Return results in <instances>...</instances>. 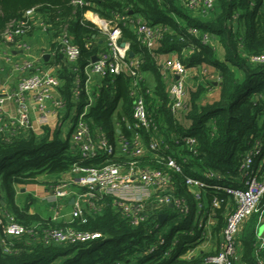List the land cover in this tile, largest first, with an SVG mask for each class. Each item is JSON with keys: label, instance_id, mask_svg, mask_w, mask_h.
<instances>
[{"label": "trees", "instance_id": "1", "mask_svg": "<svg viewBox=\"0 0 264 264\" xmlns=\"http://www.w3.org/2000/svg\"><path fill=\"white\" fill-rule=\"evenodd\" d=\"M91 6L79 7L72 0H0V46L7 45L2 32L12 19L20 18L31 7L36 12H45L51 32L50 50L53 63L57 65L56 76L61 80L60 93L63 106L58 123L49 128L42 126V132L35 133L30 128L21 131L0 133V264H50L59 259V264H130V256L149 242L154 236L147 235V223L132 226L126 218L112 206L111 199L104 197L98 212L87 210L82 216L71 219L68 224L55 223L42 219L39 214L29 212L28 207L20 208L14 201L12 184L35 182L37 174H63L76 163L83 166H99L106 161L124 162L127 160L119 152L111 155L100 154L95 158L81 160L79 153L70 143V132L62 136L61 123L72 112L83 110L87 95L82 89L77 100L73 87L79 80L83 88L86 74L84 68L92 56L105 49L102 34L94 24L83 17L87 9H93L101 17L111 18L117 14L124 18L119 22L120 41L127 42L129 50L138 58L140 88L143 93L148 118V128H139L142 142L147 144L150 138L158 137L162 142L154 154L138 157L142 164L153 168H165L158 162L160 157L171 155L182 164V174H172L180 194L190 198L183 184V175L202 177L205 170L220 174L225 183L238 185L240 164L247 153L258 142L262 147L264 140V63L253 64L248 55L264 52V0H215L213 8L203 18L191 16L186 7L188 0H90ZM182 2V4H180ZM171 14L182 19V25L174 22ZM138 20L159 31V38L152 47H148L135 32ZM134 27V29H132ZM194 27L198 33L208 32L222 45L224 56L219 60L214 48L202 44L199 34L188 33ZM18 36L16 39L26 37ZM62 30H66L79 49V57L74 64L67 62L59 51L57 39ZM102 37V38H101ZM102 39V42H99ZM190 53L183 55L184 50ZM174 52L185 67L200 69L211 67L217 73L219 96L212 102L198 103L207 91L199 84L194 90H188L186 105L177 114L170 110V98L165 90L162 78L161 56ZM64 56V57H63ZM235 69L241 71L239 78ZM150 74V84L144 74ZM132 79L125 74H106L100 77L99 85L91 89L92 103L85 115L92 130L100 128L106 138L116 144L118 137L131 140L133 132L126 127L131 123L132 98L129 95ZM213 86V82H209ZM150 92H145L147 88ZM123 118L125 120H123ZM120 133H118V131ZM195 136L197 153L192 154L186 146H181L182 135ZM165 145H167L165 147ZM263 154V148L261 149ZM254 157V164L257 158ZM185 159V163H182ZM209 195V190L207 191ZM1 200L3 201L1 203ZM264 205L261 198L257 211ZM172 215L171 208L162 207L151 214L159 223L158 214ZM256 211V212H257ZM217 223L213 229V238L224 223L222 208L217 211ZM255 212V213H256ZM6 214H10L20 224L41 227L72 226L81 230L97 231L100 238L88 243H44L39 235L23 234L17 237L3 236ZM253 217V214L249 220ZM245 222V226L246 223ZM243 226L239 237V260L234 264L264 263V250L254 254L256 231ZM4 238V241L2 239ZM179 246L186 239L180 235ZM6 248V250H5ZM211 251H213L211 249ZM147 256L142 258L144 261ZM154 258V257H152ZM155 259H157L155 257ZM141 261V262H142ZM193 261L175 262L173 256L157 264H192Z\"/></svg>", "mask_w": 264, "mask_h": 264}, {"label": "built area", "instance_id": "2", "mask_svg": "<svg viewBox=\"0 0 264 264\" xmlns=\"http://www.w3.org/2000/svg\"><path fill=\"white\" fill-rule=\"evenodd\" d=\"M215 0H188L186 7L198 9L200 14L208 13ZM72 4L79 7L91 6L90 0H72ZM36 14V8L26 9L20 18L10 20L2 32L4 43H19L16 39L23 36L31 27V20ZM87 18L104 35L106 47L100 51L95 61L85 66L86 80L83 88L79 80L73 87V95L78 99L83 89L87 95V102L83 110L78 114L72 112L68 120L72 121L70 128V143L76 149L81 160L93 159L100 154L111 155L119 152L127 158L124 162H108L105 160L99 166H83L74 163L70 172H79L75 180L76 184L84 188L74 200L71 219L80 217L84 213L85 203L89 210L98 212L104 197L111 199L112 206L117 209L132 226L147 223V235L154 238L135 251L130 256V264L139 259L146 258L141 264H157L161 260L170 259L173 256L175 262L193 261L192 264H234L239 260L237 253L238 234L244 223L258 208L261 198L264 196V172L260 165L254 164V157L261 156V145L256 142L251 150H248L240 164V176L238 185H231L222 181L224 177L213 170H205L203 176L183 175V184L190 194V198L178 192L176 181L172 174H182V164L173 156L159 157L158 162L164 165L162 168H153L148 164H142L138 157L144 154H154L159 150L162 142L154 137L147 144L142 142L139 128H148L151 119L148 118L145 99L140 88L138 74V58L129 57V45H120L121 28L119 22L124 18L116 15L114 18L101 17L93 9L85 11ZM89 14V16H88ZM135 32L148 47H152L159 38V31L138 20ZM188 33L199 34L202 44H209L214 36L208 32L198 33L196 28H188ZM59 51L66 60L74 64L79 57V49L66 30H62L57 39ZM25 48L26 44L22 45ZM9 61L10 58H4ZM247 59L253 64L264 63V52L248 55ZM12 70L22 73L35 70V62L32 59H24L19 63L11 62ZM162 78L166 84L165 90L170 98V110L177 114L186 105V73L187 67L178 57L166 58L162 65ZM125 74L132 79L129 95L132 98L131 123L125 122L126 127L133 132L131 140L119 136L116 144L110 142L100 128L92 130L85 115L92 103L91 89L88 88L90 75L103 76L106 74ZM61 80L49 70H35L26 77H21L15 86L8 89L0 87V133L14 132L18 128L30 127L29 97L33 100V107L39 113L41 120H45L48 111L47 102L52 99V89L60 86ZM148 87L145 92H150ZM13 104V111L7 108V104ZM55 106H63L62 99L55 101ZM11 112V113H10ZM123 120H125L123 118ZM120 133L119 130H117ZM181 146H186L192 154L197 153V140L195 136L185 134L180 140ZM167 145H165L166 147ZM182 159V163H185ZM209 190L210 194H207ZM69 194V184L60 181L52 186L51 199H60ZM171 204V207H169ZM168 207L173 209L174 215L184 218V224L175 228L166 236L162 230L166 221V213L163 222H156L151 214L153 210ZM222 208L221 214L224 223L218 231V237L213 238V229L217 223V210ZM163 212V211H162ZM57 213L53 216L56 219ZM170 217V218H171ZM44 243H88L100 238L97 231L81 230L72 226L42 228L36 223L26 226L18 223L12 215L6 214V223L3 236L17 237L23 234L30 236L39 235ZM180 235L186 237L179 246ZM4 241V238L2 239ZM211 249L213 251H211ZM6 250V248H5ZM254 254L258 255L264 250V237L257 236ZM154 257V258H152ZM155 257L157 259H155ZM114 264H120L116 261ZM258 264H264L258 260Z\"/></svg>", "mask_w": 264, "mask_h": 264}, {"label": "crops", "instance_id": "3", "mask_svg": "<svg viewBox=\"0 0 264 264\" xmlns=\"http://www.w3.org/2000/svg\"><path fill=\"white\" fill-rule=\"evenodd\" d=\"M180 4H182V2ZM188 14L194 17L201 16L198 9L191 10L189 11ZM170 17L172 18L174 22H178L180 23V25H182L183 21L180 17H178L177 14H171ZM111 19L115 20L114 17H111ZM132 29H134V27H132ZM101 35L103 39H105L104 35L100 34V36ZM49 36H51V32L49 29V25L47 23V15L45 12L37 11L35 16L31 20V27L26 37L20 39L19 43L17 42L14 44H7V45L0 46V87H3L2 85H4V86H7L8 89H11L15 86L19 78L26 77L35 70L37 71L49 70L54 75L57 74V68H58L56 67L57 65L53 63H49V61L52 62L54 60L52 57V52L50 50V45H49L50 37ZM99 42H102V39H99ZM24 44H26V46L28 47L25 48L24 46H22ZM103 45H105V40H103ZM214 52H215L216 58H218L219 60L223 59L224 49L218 41H217L216 49L214 50ZM189 53H190L189 49L187 50L185 49L183 51L184 56L188 55ZM174 56L175 57L177 56L174 52L161 56L160 57L161 65L166 58L174 57ZM6 57H9L10 60L6 61L4 59ZM24 59L34 60L36 69L28 70L22 73H17L13 71L11 67L12 66L11 62L19 63L23 61ZM198 69H199L198 67L187 68L186 85H187L188 79L192 80V78H190V75H191L190 73ZM235 72L239 78H242L241 71L235 69ZM144 75H145L144 77H146L149 83L151 84L153 81L151 75L146 74V73ZM100 77L102 76H98L94 74L90 75L88 77V84H87L88 88L89 89L96 88V86L99 85ZM199 84L201 83L199 82ZM59 87L60 86L52 89V99L47 102L48 111L45 115L46 117L44 121L41 120L39 113L33 107L32 98L29 97L27 99V102L30 105V109H31L30 112L32 116L31 117L32 123L30 126L31 128L29 127L30 130L35 132L40 126V124H44V123H46V127L53 128L58 123L60 116L63 114V112H61L60 110L61 108L55 106V101L62 97ZM213 88L214 90H217V95L219 96V88L215 85V83L213 84ZM191 90H194V89H191ZM198 103L200 102L198 101ZM7 108L10 111L11 110L13 111L12 109L13 104L8 103ZM37 113H38V116H37ZM66 120H68V118L65 119L63 123H61L62 136H65L67 133L70 132V129H68L65 126ZM40 132H42V129L40 130ZM40 132H35V133H40ZM255 164L260 165L262 167V171L264 172V154H262L259 158H257V160L255 161ZM79 175H80L79 172H70V171H67L63 174H58V175L49 174L47 172H42L36 175L35 182H25V183H15L14 182L12 184L13 189H14V201L20 208L28 207L29 212L39 214V216L44 220L49 219L55 223H61L64 225L68 224L71 221L70 213L73 209L74 200H77L78 194L84 191V188L79 187L75 182V180L78 178ZM60 181H66L69 184V194L66 197H63L60 199H55V200L51 199L50 195L52 192V186L54 184L59 183ZM2 202L3 201L1 200V203ZM82 205L84 206V212L89 210L85 203H82ZM55 213H57L58 216L56 217L55 220H53V216L55 215ZM244 224L245 222L242 223L240 227V231L238 234V240L241 235V230ZM257 236L264 237V229L261 233L256 232V237ZM59 259H57L54 262H51L50 264H59L61 262Z\"/></svg>", "mask_w": 264, "mask_h": 264}, {"label": "rangeland", "instance_id": "4", "mask_svg": "<svg viewBox=\"0 0 264 264\" xmlns=\"http://www.w3.org/2000/svg\"><path fill=\"white\" fill-rule=\"evenodd\" d=\"M83 14L85 15V16L83 15V17L86 20H89L87 18V14H85V12ZM88 16H89V14H88ZM198 17L199 18H203V16H198ZM216 44H217V40L215 38H213L211 40V42L209 43V45H211L212 48H214V50L216 49ZM202 69L203 68L200 67V69L195 70L192 73H190L191 75L189 74L190 78H192V80L188 79L187 85H186V91L188 93V90L190 91L191 89H195L198 86L199 82H200L205 88H207V91L203 94V96L201 97L202 99L199 100V102L200 103L212 102V101L216 100L218 95H217V90H214L213 86L209 85V82H213V84L215 83V85L217 84V81H218V78L216 76L217 73L214 72V70L209 68V67L205 68L204 70H202ZM29 116H30V126H31V123H32L31 117L32 116H31V112L30 111H29ZM37 116H38V113H37ZM65 124H66L65 126L68 129H70L71 126H72V121L71 120H66ZM42 126H46V123L40 124V126L38 127V129L35 132H40V130L42 129ZM17 130L21 131L20 128H18ZM262 148H263V154H264V140L262 142ZM173 211L174 210L171 209V211H170L171 215H174ZM184 221H185L184 218H181V217H179L177 215L169 218L168 220H166L163 223L162 230H163L164 234L166 236H168L169 234H171L173 232V230L175 228H180L184 224ZM245 227H246V229L254 228L255 231L259 232V233H261L263 231V229H264V205L261 206L260 210L257 213L253 214V217L249 220V222L246 224ZM141 261H142V259H139L137 262H134L133 264H141Z\"/></svg>", "mask_w": 264, "mask_h": 264}, {"label": "water", "instance_id": "5", "mask_svg": "<svg viewBox=\"0 0 264 264\" xmlns=\"http://www.w3.org/2000/svg\"><path fill=\"white\" fill-rule=\"evenodd\" d=\"M120 45L122 47H124L126 44H125V42H121ZM128 56L129 57H133L134 56V54H133V52L131 50H128ZM96 58H97V56H92L91 61H95ZM169 207H171V204H169ZM165 217H166V213L165 212H161V213L158 214V218H159L160 222H163L165 220Z\"/></svg>", "mask_w": 264, "mask_h": 264}]
</instances>
